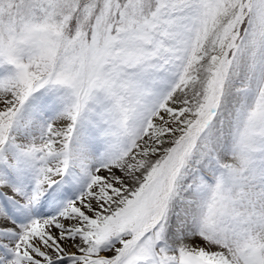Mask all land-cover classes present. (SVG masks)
<instances>
[{
  "label": "snow or ice",
  "instance_id": "6c2138e0",
  "mask_svg": "<svg viewBox=\"0 0 264 264\" xmlns=\"http://www.w3.org/2000/svg\"><path fill=\"white\" fill-rule=\"evenodd\" d=\"M0 264H264V0H0Z\"/></svg>",
  "mask_w": 264,
  "mask_h": 264
}]
</instances>
